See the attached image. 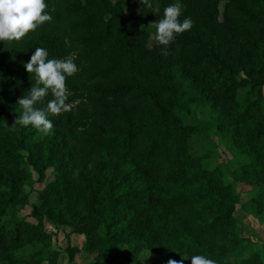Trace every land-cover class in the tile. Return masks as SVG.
<instances>
[{
  "label": "trees",
  "instance_id": "trees-1",
  "mask_svg": "<svg viewBox=\"0 0 264 264\" xmlns=\"http://www.w3.org/2000/svg\"><path fill=\"white\" fill-rule=\"evenodd\" d=\"M45 2L51 21L0 41V264H61L46 222L70 229L68 264H135L143 252L264 264L236 215L264 222V0H152L160 13L141 0ZM172 3L193 25L163 55L150 23ZM37 47L78 67L66 80L74 107L49 115L47 135L14 125ZM28 205L34 221L20 214Z\"/></svg>",
  "mask_w": 264,
  "mask_h": 264
},
{
  "label": "clouds",
  "instance_id": "clouds-1",
  "mask_svg": "<svg viewBox=\"0 0 264 264\" xmlns=\"http://www.w3.org/2000/svg\"><path fill=\"white\" fill-rule=\"evenodd\" d=\"M141 2L155 13H160L159 5L154 6L152 0ZM47 7L45 0H0V41H19L29 32H34L45 22L51 21L52 16L46 12ZM180 16V5L172 3L163 9L161 19L150 23L155 28V41L164 46L163 55L169 54L168 46L174 41L176 34L190 30L193 25L191 17L181 22ZM48 57L49 53L45 48L37 47L30 60L25 63L27 72L35 74L36 82L26 96L18 99V105L23 111L14 121V125H31L45 135L53 130L49 115L59 116L70 112L74 107V102H67L70 93L66 80L78 71L72 57ZM49 91L53 98L47 102L46 107H35L44 102ZM184 259L170 258L167 264H184ZM190 259L191 264H216L215 260L204 255H192Z\"/></svg>",
  "mask_w": 264,
  "mask_h": 264
},
{
  "label": "rangeland",
  "instance_id": "rangeland-1",
  "mask_svg": "<svg viewBox=\"0 0 264 264\" xmlns=\"http://www.w3.org/2000/svg\"><path fill=\"white\" fill-rule=\"evenodd\" d=\"M129 13H138L137 10H133V11H129ZM128 10L126 11V15H129ZM150 44H154L156 41L154 39V36H152L151 40H150ZM214 139H216V141H218V139L216 137H214ZM217 157H218V161H225L227 162L231 167L234 166V163H230L229 161L232 160L231 156L229 153H227L226 149L224 148V146L219 145V149L217 150ZM37 176V175H35ZM54 177V170L52 168H50L47 171L46 174V180H51ZM45 185V182L43 183H36L34 185V188L30 189L29 187H27L28 190H30V200L31 202H35L37 199V192L36 190L43 188ZM242 188V185L239 187ZM248 189V187H246L245 189H241L246 190ZM242 198L243 200H246L247 196L245 194V191L242 192ZM31 205L26 206L22 211H21V215L28 218L31 221H34V218L30 215L31 213ZM236 215L241 219L242 221V226H243V231L245 236H250L252 238L253 241L257 242V244L259 245H263L264 244V222H261L258 220V218L254 215H251L250 213H248L245 210L239 209V211L236 213ZM46 229L52 233H54V245L57 249H59L62 253L61 255V264H68V257H67V252H66V248L68 245V240H67V233L70 232V229L67 227H62L61 229H58L56 227H54L51 223L46 222L45 223ZM83 236L78 235V234H73L72 237L70 238V241L73 245H78L80 246L83 243ZM157 259L158 256L152 252H143L138 261L135 264H157ZM89 260L88 258H86L85 254H81L77 257V263L76 264H86L88 263Z\"/></svg>",
  "mask_w": 264,
  "mask_h": 264
}]
</instances>
